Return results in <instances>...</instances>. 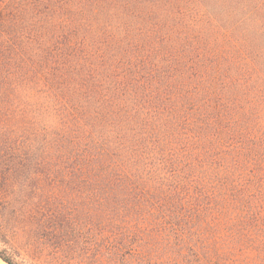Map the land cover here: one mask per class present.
I'll return each instance as SVG.
<instances>
[{"label":"trees","instance_id":"16d2710c","mask_svg":"<svg viewBox=\"0 0 264 264\" xmlns=\"http://www.w3.org/2000/svg\"><path fill=\"white\" fill-rule=\"evenodd\" d=\"M0 261L264 264V0H0Z\"/></svg>","mask_w":264,"mask_h":264},{"label":"bare ground","instance_id":"6f19581e","mask_svg":"<svg viewBox=\"0 0 264 264\" xmlns=\"http://www.w3.org/2000/svg\"><path fill=\"white\" fill-rule=\"evenodd\" d=\"M0 264H3V263L0 261Z\"/></svg>","mask_w":264,"mask_h":264},{"label":"water","instance_id":"95a60500","mask_svg":"<svg viewBox=\"0 0 264 264\" xmlns=\"http://www.w3.org/2000/svg\"><path fill=\"white\" fill-rule=\"evenodd\" d=\"M3 263V262H2ZM4 264V263H3Z\"/></svg>","mask_w":264,"mask_h":264}]
</instances>
